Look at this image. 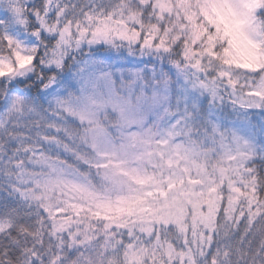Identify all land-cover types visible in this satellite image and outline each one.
<instances>
[{
	"label": "snow or ice",
	"instance_id": "snow-or-ice-1",
	"mask_svg": "<svg viewBox=\"0 0 264 264\" xmlns=\"http://www.w3.org/2000/svg\"><path fill=\"white\" fill-rule=\"evenodd\" d=\"M0 264H264V0H0Z\"/></svg>",
	"mask_w": 264,
	"mask_h": 264
}]
</instances>
